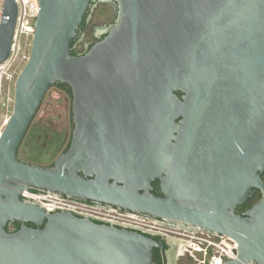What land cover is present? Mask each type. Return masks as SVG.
Masks as SVG:
<instances>
[{
	"label": "water",
	"instance_id": "1",
	"mask_svg": "<svg viewBox=\"0 0 264 264\" xmlns=\"http://www.w3.org/2000/svg\"><path fill=\"white\" fill-rule=\"evenodd\" d=\"M90 1L38 0L0 136V264H156L154 235L48 212L21 197L29 187L217 232L237 243L223 264H264V0H113L110 30L75 55ZM3 15L0 64L14 0ZM58 85L69 142L49 166L25 162L17 151Z\"/></svg>",
	"mask_w": 264,
	"mask_h": 264
},
{
	"label": "built area",
	"instance_id": "2",
	"mask_svg": "<svg viewBox=\"0 0 264 264\" xmlns=\"http://www.w3.org/2000/svg\"><path fill=\"white\" fill-rule=\"evenodd\" d=\"M14 1L17 16L12 42L7 58L0 64V136L12 114L15 82L29 59L39 11L38 0ZM3 4L4 0H0V25L4 18ZM21 197L36 202L48 212L67 211L97 223L171 238L176 243L178 258L188 264H223L236 257V241L217 232L182 228L166 218L32 187L22 191Z\"/></svg>",
	"mask_w": 264,
	"mask_h": 264
},
{
	"label": "rangeland",
	"instance_id": "3",
	"mask_svg": "<svg viewBox=\"0 0 264 264\" xmlns=\"http://www.w3.org/2000/svg\"><path fill=\"white\" fill-rule=\"evenodd\" d=\"M113 6L98 4L89 19L88 30L112 22ZM89 37L87 36L86 39ZM70 97L66 90L51 87L31 122L17 151L19 159L36 165L49 166L64 150L70 139ZM1 112V109H0ZM176 264H188L177 258Z\"/></svg>",
	"mask_w": 264,
	"mask_h": 264
},
{
	"label": "flooded vegetation",
	"instance_id": "4",
	"mask_svg": "<svg viewBox=\"0 0 264 264\" xmlns=\"http://www.w3.org/2000/svg\"><path fill=\"white\" fill-rule=\"evenodd\" d=\"M101 3L109 4L113 6L114 18L112 22H109L104 25H100L90 32L88 30L90 16L94 8ZM116 15H117V7H116V3L113 0H91L84 14L81 26L77 31V36L71 44L72 51L78 55L83 54L84 52H86V50H88V48L91 46L92 43L102 39L114 24ZM87 36L89 37L88 39H86ZM177 95L180 96L181 93L177 92ZM261 176L264 180V172L262 173ZM151 187H152V189L150 190L151 194L160 198L164 197V193L162 192L161 189L160 179H156L152 181ZM259 197L260 194L252 203L245 202L242 205L237 206L235 208V213L237 214L243 213L245 210L250 208V206L259 199ZM178 226L182 228L186 227V225H178ZM152 239L157 243V246L154 247L152 250L153 259L156 262V264H176L175 260L178 258L179 255L175 241L171 238L158 237V236H154L152 237Z\"/></svg>",
	"mask_w": 264,
	"mask_h": 264
},
{
	"label": "trees",
	"instance_id": "5",
	"mask_svg": "<svg viewBox=\"0 0 264 264\" xmlns=\"http://www.w3.org/2000/svg\"><path fill=\"white\" fill-rule=\"evenodd\" d=\"M71 52H72V54H75V52H73L72 51V49H71ZM76 55V54H75ZM56 87H58V88H60V89H64L63 88V86H61V85H58V86H56ZM65 90V89H64ZM34 119V118H33ZM33 121V120H32ZM19 223L18 222H14V223H11L9 226H8V228H14V230H17L18 228H19ZM28 226H32L31 224H27Z\"/></svg>",
	"mask_w": 264,
	"mask_h": 264
}]
</instances>
